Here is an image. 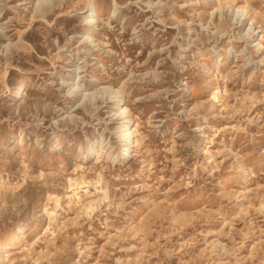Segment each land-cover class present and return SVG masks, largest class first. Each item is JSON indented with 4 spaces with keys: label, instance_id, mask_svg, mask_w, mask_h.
Instances as JSON below:
<instances>
[{
    "label": "rangeland",
    "instance_id": "374dc122",
    "mask_svg": "<svg viewBox=\"0 0 264 264\" xmlns=\"http://www.w3.org/2000/svg\"><path fill=\"white\" fill-rule=\"evenodd\" d=\"M222 2L0 0V264H264V0Z\"/></svg>",
    "mask_w": 264,
    "mask_h": 264
},
{
    "label": "bare ground",
    "instance_id": "6f19581e",
    "mask_svg": "<svg viewBox=\"0 0 264 264\" xmlns=\"http://www.w3.org/2000/svg\"><path fill=\"white\" fill-rule=\"evenodd\" d=\"M38 1V4L41 5V4H44V3H47L48 0H37ZM115 1V0H114ZM220 3H221V6L219 7L220 9L224 8V6H227L225 5L222 0H219ZM232 9V8H231ZM236 9V8H235ZM236 12V11H235ZM237 13H241V14H244V15H248L249 14V11L248 9L244 8V7H238L237 9ZM85 23L89 26V28H87L86 30V39L87 40H90L92 37L89 35L90 33L93 32L92 28L94 27L95 23H96V20L94 17H90V14L86 13L85 14ZM253 27V23H251L250 25V28ZM189 45V44H188ZM257 46H258V50L261 49V44L260 43H257ZM229 49V48H228ZM242 52V51H241ZM195 57V56H194ZM8 71V70H7ZM20 87L15 91L16 93V96L17 97H22V95L20 94L21 91H23L25 89V87L27 86L25 83H21L19 84ZM8 86V85H7ZM74 88L76 89V91L78 93L81 92V94L86 97V96H89V95H92L90 93H87L85 89L82 88V86H79L77 85V82H75L73 84ZM116 88V87H115ZM114 88V89H115ZM9 91V89H8ZM7 91V92H8ZM120 93V91H118ZM97 96V95H95ZM94 96V98H95ZM120 96L122 97V100L124 98V94L121 93ZM92 99V98H91ZM119 101V100H118ZM121 105H119L118 107H120ZM74 112V111H73ZM120 112L122 114H125L127 112V109L126 107H120ZM68 114V113H67ZM69 117L71 116V114L68 115ZM127 130L126 134L124 133V131ZM118 132H119V136L120 137H123V135H126V138L125 140L128 141V147L126 148V150H124V152H122V154H113V155H110L114 161H119V162H124L126 161L128 158L126 157H132V153H131V147H132V144H133V139H132V136H133V132L131 131V122L127 119L124 120L123 123H121V125L118 127ZM215 135V134H214ZM59 141L58 140H55L54 143H58ZM204 143V142H203ZM193 145V144H192ZM95 146L93 144H90L88 146V155L92 154L95 152ZM56 171V170H55Z\"/></svg>",
    "mask_w": 264,
    "mask_h": 264
}]
</instances>
